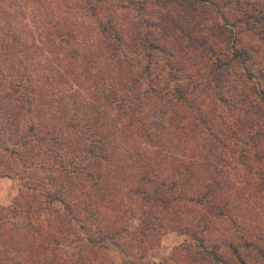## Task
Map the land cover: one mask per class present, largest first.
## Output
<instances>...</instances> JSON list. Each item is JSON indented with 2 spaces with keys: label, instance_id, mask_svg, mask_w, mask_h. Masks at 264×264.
<instances>
[{
  "label": "trees",
  "instance_id": "1",
  "mask_svg": "<svg viewBox=\"0 0 264 264\" xmlns=\"http://www.w3.org/2000/svg\"><path fill=\"white\" fill-rule=\"evenodd\" d=\"M16 1L0 0V176L23 189L0 207V264H20L9 249L24 264L141 257L167 231L193 241L190 258L227 264L223 242L243 264L232 239L204 236L231 219L223 179L168 143L209 136L264 191V65L243 42L264 45V1L73 0L89 31L61 17L43 34L35 12L14 21Z\"/></svg>",
  "mask_w": 264,
  "mask_h": 264
},
{
  "label": "rangeland",
  "instance_id": "2",
  "mask_svg": "<svg viewBox=\"0 0 264 264\" xmlns=\"http://www.w3.org/2000/svg\"><path fill=\"white\" fill-rule=\"evenodd\" d=\"M12 1L6 0L8 4ZM71 2L73 0H18L10 7L9 12H12L14 21L19 26L30 25L29 17L35 12L38 15L35 18L36 24L44 26L41 34L45 33V29L52 30L49 23L62 19L61 17L66 18L68 22L82 24L83 30L89 31L90 21L68 6V3ZM243 42L253 48L251 54L254 62L259 66L264 65V45L259 44L256 36L246 33L243 36ZM232 79L233 77L229 82H233ZM240 89L241 86L238 84L237 91ZM81 94H84L82 97L86 99L89 93L87 90H83ZM226 121H232L230 115ZM219 125H221V130L226 129L221 121ZM173 136L168 145L175 158L183 155L182 149L186 151V155L200 154L199 160L202 163V167L199 168L200 175H203L204 170L210 169V171L219 173L223 179L225 189L223 197L227 202L231 219L226 217L215 219L204 234L205 240L220 243L224 239H232L237 243V249L244 261L243 264H264V191L258 186L256 176L250 169L235 161L231 156L230 149L215 146L209 136L196 134L193 138L189 131L185 130L173 132ZM10 161L8 156L0 153V171H4L2 169ZM20 184L21 180L16 177L0 176V207H6L17 197L23 189ZM244 238L252 241L251 245L242 243ZM190 241L187 235L167 231L147 245L141 257L131 254L122 255L115 250H106L105 254L100 253L95 261H102L104 264H109V262L126 264L123 262L128 258L133 264H214L211 260L201 257V254L199 258H190L191 249L188 245L191 242L193 244V241ZM219 248L227 264H241L230 254L228 247L223 242L219 244ZM19 250V253H15L14 250L9 249V256L16 260L19 259L20 264H24V254L21 249ZM4 264L9 263L4 262Z\"/></svg>",
  "mask_w": 264,
  "mask_h": 264
}]
</instances>
